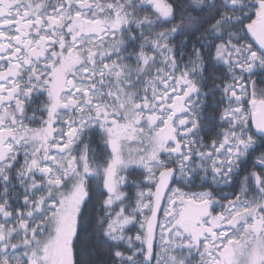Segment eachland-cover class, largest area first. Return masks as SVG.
<instances>
[{
  "label": "snow or ice",
  "instance_id": "obj_1",
  "mask_svg": "<svg viewBox=\"0 0 264 264\" xmlns=\"http://www.w3.org/2000/svg\"><path fill=\"white\" fill-rule=\"evenodd\" d=\"M0 264H264V0H0Z\"/></svg>",
  "mask_w": 264,
  "mask_h": 264
}]
</instances>
